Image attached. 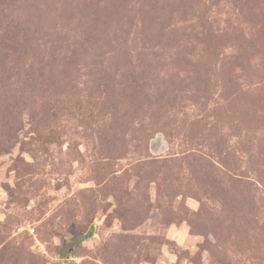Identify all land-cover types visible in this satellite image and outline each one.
Returning a JSON list of instances; mask_svg holds the SVG:
<instances>
[{"label":"rangeland","instance_id":"rangeland-1","mask_svg":"<svg viewBox=\"0 0 264 264\" xmlns=\"http://www.w3.org/2000/svg\"><path fill=\"white\" fill-rule=\"evenodd\" d=\"M0 264H264V0H0Z\"/></svg>","mask_w":264,"mask_h":264}]
</instances>
